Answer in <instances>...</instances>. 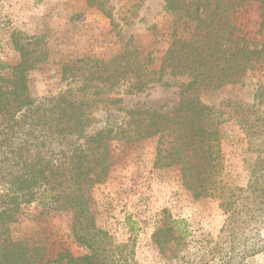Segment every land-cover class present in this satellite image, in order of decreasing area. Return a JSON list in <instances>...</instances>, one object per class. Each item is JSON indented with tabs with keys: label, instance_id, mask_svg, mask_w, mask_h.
Wrapping results in <instances>:
<instances>
[{
	"label": "trees",
	"instance_id": "obj_1",
	"mask_svg": "<svg viewBox=\"0 0 264 264\" xmlns=\"http://www.w3.org/2000/svg\"><path fill=\"white\" fill-rule=\"evenodd\" d=\"M106 1L87 3L103 9ZM242 1L165 0V9L174 16V31L159 71L149 70L151 51L144 54L137 50L134 56L127 51L117 55L127 56L121 72H90L87 81L69 84L58 94L40 99L30 95L27 82V72L39 55L16 43L21 60L10 74L0 75V179L10 174L0 193V264H98L100 235L104 232L96 226L85 187L107 177L112 142L149 138H156L154 163L178 166L183 185L195 198L220 199L227 216L222 227L226 239L252 233L247 239L253 242L244 257L262 250L258 234L264 225V84L257 86L250 102L223 103L226 111L206 104L199 96L201 88L242 82L257 65H264V0H259L258 40L237 35L240 29L230 19ZM142 2L135 4L133 15ZM130 17L125 14L122 18L128 23ZM129 57L136 62L133 69ZM130 71L134 80L128 75ZM168 73L191 77L181 86L179 102L169 111L123 109L124 97L110 95L104 88L109 85L113 89L115 82L122 80L130 82L126 93H139L149 82L160 81ZM62 74H69V82L75 83L81 73L64 64ZM112 106L124 111L121 123L89 133L99 120L96 112ZM230 119L237 122L247 143L244 163L248 180L243 186L221 176L224 155L219 127ZM71 137L81 142L58 151L52 149ZM33 202H38L40 218L69 214L71 233L88 253L76 256L61 249L50 257L48 245L40 238L11 236L9 226L21 219L23 205ZM182 222L177 219L160 227L154 233L155 241L179 240L183 231L177 236L174 224Z\"/></svg>",
	"mask_w": 264,
	"mask_h": 264
},
{
	"label": "rangeland",
	"instance_id": "obj_2",
	"mask_svg": "<svg viewBox=\"0 0 264 264\" xmlns=\"http://www.w3.org/2000/svg\"><path fill=\"white\" fill-rule=\"evenodd\" d=\"M139 1L108 0L100 9L90 7L87 0H0V75L10 74L20 62L16 43L39 55L27 72L29 93L36 99L56 95L69 84L83 83L90 72H121L127 56L117 58V55L127 51L132 56L137 50H143L144 54L151 51L153 62L149 70L159 71L162 56L172 41L174 16L165 9V0H142L133 15ZM260 12L259 0L242 1L230 14L232 23L240 29L237 35L258 40ZM125 14L131 15L128 23L122 18ZM181 28L180 25L179 31ZM129 59L133 69L136 62ZM64 64L81 73L75 83L69 82V74L63 76ZM133 74L128 73L131 80ZM190 80L188 75L168 73L160 81L149 82L145 91L139 93H126L130 82L122 80L115 82L113 89L109 85L104 88L110 95L117 93L124 97L123 109L169 111L179 102L181 86ZM260 84H264L261 64L242 82L216 89L201 88L199 96L206 104L226 111L223 103L229 100L252 101ZM96 114L99 120L89 130L91 134L108 124H120L125 116L117 106ZM219 128L224 155L221 176L227 182L246 185L245 135L234 119ZM80 142L71 137L64 145H54L52 149L58 151ZM155 148L156 138L112 142V163L107 177L85 187L96 226L104 232L100 235L98 264H264V225L258 234L262 250L244 257L251 248L253 241L247 237L252 233L239 234L235 240L226 239L222 227L227 216L220 199L195 198L183 185L178 166L154 163ZM9 175L0 179V193ZM39 211L38 202L23 205L21 219L9 226L11 236L40 238L48 245L50 257L61 249L76 256L88 253L71 233L69 214L40 218ZM177 219L184 221L174 224L175 234L178 236L182 230V237L158 244L154 233Z\"/></svg>",
	"mask_w": 264,
	"mask_h": 264
},
{
	"label": "built area",
	"instance_id": "obj_3",
	"mask_svg": "<svg viewBox=\"0 0 264 264\" xmlns=\"http://www.w3.org/2000/svg\"><path fill=\"white\" fill-rule=\"evenodd\" d=\"M0 56H2V53H0Z\"/></svg>",
	"mask_w": 264,
	"mask_h": 264
}]
</instances>
